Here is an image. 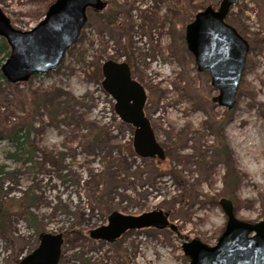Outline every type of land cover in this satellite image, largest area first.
Wrapping results in <instances>:
<instances>
[{"label": "rangeland", "instance_id": "obj_1", "mask_svg": "<svg viewBox=\"0 0 264 264\" xmlns=\"http://www.w3.org/2000/svg\"><path fill=\"white\" fill-rule=\"evenodd\" d=\"M54 1L0 0V9L30 30ZM103 1L113 6L112 25L89 8L57 69L0 88V135L31 123L37 149L29 169L7 159L0 142V196L11 208L0 214V264H19L43 232L63 234L59 264H190L183 244L214 246L225 229L221 198L238 219L264 220V0H237L226 18L250 43L232 110L213 101L219 90L185 38L195 14L222 0ZM109 59L127 62L144 87L163 158L135 150V127L96 72ZM156 209L174 229H131L112 242L90 236L113 211Z\"/></svg>", "mask_w": 264, "mask_h": 264}, {"label": "water", "instance_id": "obj_2", "mask_svg": "<svg viewBox=\"0 0 264 264\" xmlns=\"http://www.w3.org/2000/svg\"><path fill=\"white\" fill-rule=\"evenodd\" d=\"M237 0H222L218 8L209 5L198 11L186 26V43L195 57L199 72L208 71L219 94L212 99L232 110L247 65L249 41L226 20ZM103 0H55L44 18L30 30L14 28L0 9V36L7 40L10 55L2 66L11 83L25 82L36 74L57 69L67 51L78 41L88 21L87 10H103ZM106 79L103 86L116 100L120 118L135 130L134 148L143 156L164 157V148L154 136L151 121L143 108V86L131 78L127 64L112 61L103 64ZM220 204L227 215L225 229L214 246L199 239L183 244L190 264H264V220L247 222L236 217L232 201L226 197ZM144 227L175 228L169 214L161 209L140 215L113 211L108 224L90 231L94 239L115 241L131 229ZM38 246L19 264H58L64 243L62 233L43 232Z\"/></svg>", "mask_w": 264, "mask_h": 264}, {"label": "trees", "instance_id": "obj_3", "mask_svg": "<svg viewBox=\"0 0 264 264\" xmlns=\"http://www.w3.org/2000/svg\"><path fill=\"white\" fill-rule=\"evenodd\" d=\"M107 10L110 11L113 10V6L108 4L106 9L100 13L104 14L105 17L107 18L106 21L107 24L112 25L113 22H115V17L109 16V14H107L106 12ZM9 55H10V46L7 43V40L4 37L0 36V88L4 85H13V83H10L6 79L2 71V66L6 61V59L9 57ZM96 72L100 76H102V65L100 66L98 65L96 67ZM9 129L10 132L7 135L5 136L0 135V142L1 140H6L8 142V149L6 150V158L24 164L29 169H34L36 165L35 156L37 149L30 142V135L32 132L31 123L27 124L24 127L19 126V127H15L14 129L12 128ZM25 202H26V197H24L23 200L19 202L20 204H22V206L20 207L23 209H26V206H23L25 205ZM10 209L11 208L9 206V201H3L2 197L0 196V214L5 216L8 214Z\"/></svg>", "mask_w": 264, "mask_h": 264}, {"label": "flooded vegetation", "instance_id": "obj_4", "mask_svg": "<svg viewBox=\"0 0 264 264\" xmlns=\"http://www.w3.org/2000/svg\"><path fill=\"white\" fill-rule=\"evenodd\" d=\"M99 12H102V11H99ZM108 61H112V62H115V63H118V64H127L128 66H129V64L127 63V62H125V61H116V60H112V59H109ZM108 61H106V62H108ZM129 68H130V66H129ZM130 72H131V68H130ZM102 75H103V82L105 81V79H106V77H105V75L103 74V66H102ZM131 78L132 79H134V80H136L137 82H139L133 75H132V72H131ZM140 83V82H139ZM141 84V83H140ZM142 85V84H141ZM144 88V87H143ZM144 92H145V89H144ZM112 97V96H111ZM113 98V97H112ZM113 100H114V98H113ZM115 101V103H114V106H115V110H116V100H114ZM146 101H147V94H146V92H145V101H144V104H143V108H144V112H145V106H146ZM145 114H146V112H145ZM135 130H136V128H135Z\"/></svg>", "mask_w": 264, "mask_h": 264}]
</instances>
